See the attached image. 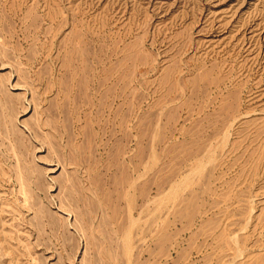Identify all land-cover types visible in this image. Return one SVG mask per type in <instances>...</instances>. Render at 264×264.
Instances as JSON below:
<instances>
[{
	"label": "rangeland",
	"instance_id": "obj_1",
	"mask_svg": "<svg viewBox=\"0 0 264 264\" xmlns=\"http://www.w3.org/2000/svg\"><path fill=\"white\" fill-rule=\"evenodd\" d=\"M0 264H264V0H0Z\"/></svg>",
	"mask_w": 264,
	"mask_h": 264
}]
</instances>
